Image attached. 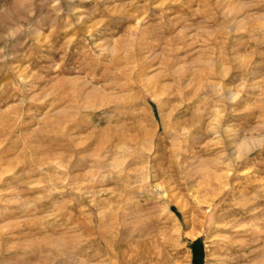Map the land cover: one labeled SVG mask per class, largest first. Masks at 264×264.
Wrapping results in <instances>:
<instances>
[{"label":"rangeland","instance_id":"374dc122","mask_svg":"<svg viewBox=\"0 0 264 264\" xmlns=\"http://www.w3.org/2000/svg\"><path fill=\"white\" fill-rule=\"evenodd\" d=\"M0 264H264V0H0Z\"/></svg>","mask_w":264,"mask_h":264},{"label":"bare ground","instance_id":"6f19581e","mask_svg":"<svg viewBox=\"0 0 264 264\" xmlns=\"http://www.w3.org/2000/svg\"><path fill=\"white\" fill-rule=\"evenodd\" d=\"M258 145H259V144H258ZM241 147H242V148H247V145H243V144H242ZM247 152H248V151H247ZM247 152H246V153H247ZM1 230H2V229H1ZM229 231H230V230H229ZM1 240H2V239H1ZM233 243H235V242H233ZM226 249H227V248H226ZM231 249H232V248H231ZM232 252H233V251H232ZM229 262H230V261H229Z\"/></svg>","mask_w":264,"mask_h":264}]
</instances>
